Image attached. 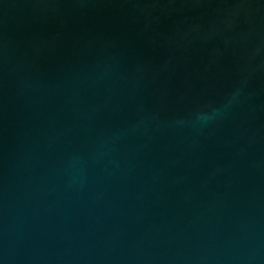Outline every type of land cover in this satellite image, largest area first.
Wrapping results in <instances>:
<instances>
[{
	"label": "water",
	"instance_id": "1",
	"mask_svg": "<svg viewBox=\"0 0 264 264\" xmlns=\"http://www.w3.org/2000/svg\"><path fill=\"white\" fill-rule=\"evenodd\" d=\"M0 264H264V0H0Z\"/></svg>",
	"mask_w": 264,
	"mask_h": 264
}]
</instances>
